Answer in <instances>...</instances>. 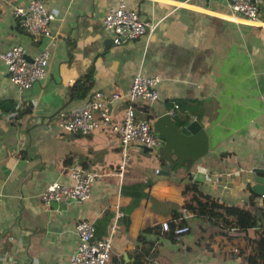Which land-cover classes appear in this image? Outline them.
I'll return each instance as SVG.
<instances>
[{
	"label": "crops",
	"instance_id": "1",
	"mask_svg": "<svg viewBox=\"0 0 264 264\" xmlns=\"http://www.w3.org/2000/svg\"><path fill=\"white\" fill-rule=\"evenodd\" d=\"M28 1L0 0V51L14 44L27 57L48 51L45 76L23 91L0 62V264H67L74 223L91 221L100 237L116 210L108 263L253 264L254 229L264 224V192L250 189L251 169H264V24L227 17L225 0H124L157 23L115 44L102 16L118 0H41L54 15L47 42L33 40L13 12ZM256 2L264 21V0ZM136 70L159 81L156 99L134 102L135 115L152 121L168 112L177 125L194 119L208 148L193 162L165 167L153 148L130 142L119 178L118 133L110 125L121 122L126 99L110 100L108 124L86 133L67 131L58 119L94 90L125 93ZM84 74L88 86L73 89ZM69 165L101 173L88 197L57 208L41 202L50 181L71 182ZM199 192L259 218L248 229L218 221L201 208ZM163 221L188 229L164 230Z\"/></svg>",
	"mask_w": 264,
	"mask_h": 264
},
{
	"label": "built area",
	"instance_id": "2",
	"mask_svg": "<svg viewBox=\"0 0 264 264\" xmlns=\"http://www.w3.org/2000/svg\"><path fill=\"white\" fill-rule=\"evenodd\" d=\"M225 1L231 9V12L226 16L232 20L247 24H264V21L258 18L256 0ZM13 12L20 18L21 25L33 40L44 36L48 38L47 42H50L53 35L50 31L49 21L53 19L54 15L45 9L41 0H29L26 6H14ZM156 23L140 16L135 9L126 7L124 0H118L116 5L108 7L102 16V26L110 33L111 41L115 44L124 43L129 39L151 32ZM25 53V48L20 44H14L0 51V62L5 68L6 76L20 91L29 88L32 82L45 76L47 63L48 51L45 47L28 58ZM158 81L157 75L143 74L140 70H136L125 93L111 92L105 94L100 90H94L82 107L72 110L67 115L60 116L58 124L70 132L86 133L98 124H108L110 100L120 97L126 99L127 104L121 122L117 125H110L118 133L121 158L118 168L113 173L120 178L128 163L130 142H137L149 149L156 148L161 144L151 121L146 117H137L134 112L136 100H154L157 98L155 84ZM169 112L171 113V110ZM65 172L71 182L50 181L39 193L41 202L48 204L51 200L56 202L82 201L90 194L91 183L101 174L97 170L83 169L76 165L66 166ZM116 217L117 210L114 212L109 230L100 237L94 236V226L91 221L86 219L76 221L74 229L77 235V243L68 254L67 264H122L120 262L108 263ZM161 228L180 233L186 231L188 226L170 228L168 222L163 221ZM135 264L163 263L151 258Z\"/></svg>",
	"mask_w": 264,
	"mask_h": 264
},
{
	"label": "water",
	"instance_id": "3",
	"mask_svg": "<svg viewBox=\"0 0 264 264\" xmlns=\"http://www.w3.org/2000/svg\"><path fill=\"white\" fill-rule=\"evenodd\" d=\"M151 125L161 143L156 147L158 150L156 148L152 150L158 153L159 158L166 161L165 167L172 166L175 162H181L184 158L193 162L207 151V134L203 126L194 119L177 125L168 112H162L152 119ZM172 156L174 157L172 158ZM251 171L255 174L252 177L250 189L261 194L264 192V169L252 168ZM63 204V202L49 201V205L55 208Z\"/></svg>",
	"mask_w": 264,
	"mask_h": 264
},
{
	"label": "trees",
	"instance_id": "4",
	"mask_svg": "<svg viewBox=\"0 0 264 264\" xmlns=\"http://www.w3.org/2000/svg\"><path fill=\"white\" fill-rule=\"evenodd\" d=\"M89 76L84 74L78 80L75 81L73 89H76L80 86L86 88L88 86L87 78ZM13 105V104H12ZM12 109V106L11 108ZM197 197L200 200L204 201V206L201 208H206L207 211H210L218 221L224 223H233L239 229H248L256 221L259 216L255 210H250L245 206H237L233 204H225L222 201H219L216 197L211 196L207 193L199 192ZM255 237V252L251 258L253 264H264V224L254 229Z\"/></svg>",
	"mask_w": 264,
	"mask_h": 264
}]
</instances>
